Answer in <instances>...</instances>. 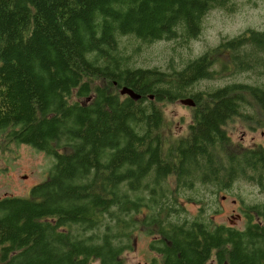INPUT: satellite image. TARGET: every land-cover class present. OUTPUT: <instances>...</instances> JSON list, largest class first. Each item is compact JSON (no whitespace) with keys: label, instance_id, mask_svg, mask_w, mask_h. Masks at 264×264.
<instances>
[{"label":"trees","instance_id":"1","mask_svg":"<svg viewBox=\"0 0 264 264\" xmlns=\"http://www.w3.org/2000/svg\"><path fill=\"white\" fill-rule=\"evenodd\" d=\"M231 1L0 0V145L55 159L28 198L0 199V264H126L137 231L151 236L147 264H264V201L241 204L239 229L215 225L200 194L241 182L264 192V147L228 134L236 121L264 128V87L198 90L264 77V31L179 68L172 60L167 72L135 67L120 47L125 37L188 44ZM183 99L195 104L192 122L182 136L166 133L161 105Z\"/></svg>","mask_w":264,"mask_h":264},{"label":"rangeland","instance_id":"2","mask_svg":"<svg viewBox=\"0 0 264 264\" xmlns=\"http://www.w3.org/2000/svg\"><path fill=\"white\" fill-rule=\"evenodd\" d=\"M247 30L264 31V0H232L226 10L210 11L203 20L202 34L189 40L188 44H183L185 42L182 39H177L173 42H159L153 45L125 37L121 39L120 47H126L127 54H132L130 57L135 67H158L167 72L168 64L172 60L179 68L183 63L186 64L209 50L217 48L224 40L237 37ZM255 81L264 87V77L243 75L230 81L229 79L216 82L205 81L198 90L228 85L230 84L228 82L254 84ZM161 108L168 126L166 133L175 136L184 135L192 122L191 109L179 102L161 105ZM251 129L243 122L236 121L229 126L228 134L234 143H240L245 148L264 147V128ZM54 163L53 157L31 146L6 145L5 143L0 145V199L28 198L32 188L47 179ZM230 191L215 196L212 195L211 189L201 188L200 194L205 195L209 205L212 204L208 215L215 225L224 224L243 229L245 222L241 213V204L252 205L264 201V192L258 186L246 182L236 183ZM185 203L183 200L182 205ZM187 210L190 216H195L198 206L188 204ZM215 210H217L216 214ZM150 242L151 236L142 231L135 232L132 248L124 254L125 263L147 264L153 257L150 252Z\"/></svg>","mask_w":264,"mask_h":264},{"label":"water","instance_id":"3","mask_svg":"<svg viewBox=\"0 0 264 264\" xmlns=\"http://www.w3.org/2000/svg\"><path fill=\"white\" fill-rule=\"evenodd\" d=\"M121 95H128L132 100L137 101L140 99V95L136 94L133 90L124 87L121 91H120ZM181 104L186 105L188 107H193L195 104L193 102L192 99H183L180 101Z\"/></svg>","mask_w":264,"mask_h":264},{"label":"bare ground","instance_id":"4","mask_svg":"<svg viewBox=\"0 0 264 264\" xmlns=\"http://www.w3.org/2000/svg\"><path fill=\"white\" fill-rule=\"evenodd\" d=\"M122 89H123V88H122ZM122 89H120L119 92H120ZM120 95H121V94H120ZM122 96H125V95H122ZM127 96H128V95H127Z\"/></svg>","mask_w":264,"mask_h":264},{"label":"flooded vegetation","instance_id":"5","mask_svg":"<svg viewBox=\"0 0 264 264\" xmlns=\"http://www.w3.org/2000/svg\"><path fill=\"white\" fill-rule=\"evenodd\" d=\"M153 97H151V99H152ZM239 216V215H238ZM241 217V216H240ZM244 219V218H243ZM234 227V226H233Z\"/></svg>","mask_w":264,"mask_h":264}]
</instances>
